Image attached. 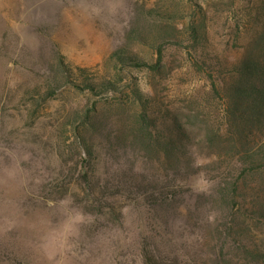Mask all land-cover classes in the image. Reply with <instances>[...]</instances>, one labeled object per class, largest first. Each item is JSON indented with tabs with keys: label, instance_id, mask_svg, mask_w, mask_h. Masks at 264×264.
Returning a JSON list of instances; mask_svg holds the SVG:
<instances>
[{
	"label": "rangeland",
	"instance_id": "obj_1",
	"mask_svg": "<svg viewBox=\"0 0 264 264\" xmlns=\"http://www.w3.org/2000/svg\"><path fill=\"white\" fill-rule=\"evenodd\" d=\"M118 51L157 68L122 70ZM261 53L264 0H0V264H144L156 248L166 264H264V218L254 214L264 170L239 171L221 93L231 65ZM62 57L126 90L83 129L87 144L76 139V110L93 98L70 88ZM135 90L149 97L145 128L162 143L138 140L133 117L145 108ZM88 144L103 181L168 172L174 202L144 205L134 187L108 209L88 201L68 166L89 157ZM178 157L210 166L189 176L174 168ZM236 180L235 215L218 194Z\"/></svg>",
	"mask_w": 264,
	"mask_h": 264
},
{
	"label": "trees",
	"instance_id": "obj_2",
	"mask_svg": "<svg viewBox=\"0 0 264 264\" xmlns=\"http://www.w3.org/2000/svg\"><path fill=\"white\" fill-rule=\"evenodd\" d=\"M62 58L61 71L68 84H70V88L93 98V101L76 110L80 119V121L77 119L76 127L74 128L76 139L84 140L85 144H87L83 129L89 130L98 124L96 118L104 101L110 100L111 96L125 95L126 90L121 83L115 80L91 78L89 77L90 71L88 69H74L71 65L64 62V57ZM111 60H115L117 62L116 66L122 70H125L126 67L153 70L157 68L156 66L153 67L145 59L136 55L126 54L124 51L114 53ZM231 71V77L224 80L221 90L222 95H224V112L229 129L228 143L232 146L233 154L241 157L238 162L239 171L242 174L250 175L264 170V53H261L260 58H248L233 63ZM213 88L216 92L220 91L219 84H214ZM134 94L145 108L139 117H133L136 121L135 124L141 127L138 131V138L141 139L138 140L143 144H147V146H152L154 143H162L160 137L145 128L149 125L153 127L154 124L147 110V104H149L147 98L149 97L140 92V90H135ZM183 134L178 129L174 141L177 146L178 138H182ZM86 146V148L84 147V154L89 157H79V159L74 160L73 167L68 166L73 175L74 186L86 195L88 201H94L103 209H108L110 208L108 204L112 199L117 196H123L122 193L125 190L134 187L138 190L139 197L137 200L139 202L142 201L144 205L153 202L155 205L169 206L174 202L173 191L175 190L174 183L176 181L174 180L173 182L171 180L168 172L163 173V175L158 173L149 178L142 173L141 169L136 168L131 171L132 177L125 171H119L113 175L116 182L103 181L97 171L93 170V162L95 164L99 158L93 157L94 150L92 145L88 144ZM173 163L175 164L174 168L179 172L189 171V176L197 175L204 168L210 166V164L203 165L202 163L192 164L181 157L176 158ZM76 176L77 179L75 181ZM236 181L237 183H232V181L226 185L221 184L218 194V200L222 202L230 200L228 209L235 215L241 209L238 194L240 190V187H238L239 180ZM254 214L257 219L264 218V210H257ZM249 251L253 256H263L262 251L258 249L251 250L250 248ZM144 252V264H166L165 259L157 254L160 252L158 248L151 252L146 250ZM216 259L218 260V258ZM180 260L184 259L177 257L175 262L178 263ZM185 263L201 264L197 260L195 262L192 260L185 261Z\"/></svg>",
	"mask_w": 264,
	"mask_h": 264
},
{
	"label": "clouds",
	"instance_id": "obj_3",
	"mask_svg": "<svg viewBox=\"0 0 264 264\" xmlns=\"http://www.w3.org/2000/svg\"><path fill=\"white\" fill-rule=\"evenodd\" d=\"M80 216V219L82 220L83 219V216L82 214H78ZM49 259H52V257L50 256Z\"/></svg>",
	"mask_w": 264,
	"mask_h": 264
}]
</instances>
